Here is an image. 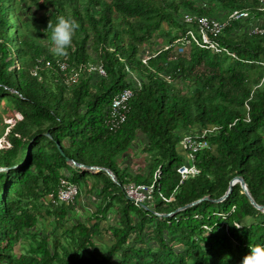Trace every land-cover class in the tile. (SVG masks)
I'll return each instance as SVG.
<instances>
[{
	"label": "trees",
	"instance_id": "obj_1",
	"mask_svg": "<svg viewBox=\"0 0 264 264\" xmlns=\"http://www.w3.org/2000/svg\"><path fill=\"white\" fill-rule=\"evenodd\" d=\"M258 6L259 0H0V140L9 145L0 149V168L8 169L0 172V264H264V213L238 184L226 200L210 201L242 177L264 205V34H249L264 29ZM31 7L46 15L36 19ZM235 10L249 11V18L220 38L235 58L196 46L173 52L187 29L182 13L222 19ZM60 61L67 75L78 70L75 83L59 71ZM88 65L101 66L105 77L88 73ZM128 71L141 85L126 122L111 133L105 121L114 96L132 87ZM211 126L218 127L207 138L211 149L195 155L199 174L179 184L182 134ZM139 135L149 155L146 172L121 166ZM66 159L107 168L118 184ZM156 170L158 193L148 210L135 206L124 186L149 185ZM61 179L79 190L90 180L99 198L90 216L67 228L79 192L73 204L56 206ZM204 197L171 217L157 216ZM103 221L112 238L98 245ZM24 239L29 250L14 256Z\"/></svg>",
	"mask_w": 264,
	"mask_h": 264
},
{
	"label": "built area",
	"instance_id": "obj_2",
	"mask_svg": "<svg viewBox=\"0 0 264 264\" xmlns=\"http://www.w3.org/2000/svg\"><path fill=\"white\" fill-rule=\"evenodd\" d=\"M257 12H264V0H259V6ZM249 18V11L247 10H235L228 13L224 18L217 19L208 16H198L193 13L184 12L180 17V22L187 28L183 37L174 42L173 52L183 54L190 46H196L199 49L209 50L215 54L224 53L226 55L235 56L220 42V38L224 31L239 21H245ZM251 35H263L264 29L259 26H254L249 29ZM163 50H167L168 46L160 47ZM152 52L145 50L142 55L143 61L147 59ZM146 57V58H145ZM42 66V61L37 60L36 65L32 71L33 76L38 75V70ZM60 72L68 77V83H75L77 81L79 72L75 68L71 69V73L67 75L68 64L65 61H60L57 64ZM45 68H50L51 63L49 61L44 63ZM88 73H95L100 77H105V71L99 65H88ZM129 78L132 81V87L126 88L114 96L110 103L109 112L105 121L107 129L111 133H115L121 129L127 119V115L130 110V100L133 97V89H139L141 85L140 79L128 71ZM166 80L173 82L170 77H166ZM16 120L20 117L15 114ZM15 121L10 122L9 126H13ZM218 130V127L211 126L198 131L196 134L184 133L181 136L180 142L177 147L178 153L183 157L184 162L177 169V174L180 177L181 184L189 177H194L199 174L200 170L196 165L195 155L202 150H210L211 146L208 141V137ZM9 145L6 141L0 140V149L7 148ZM160 172L156 170L154 172L153 181L149 185L130 183L124 186L123 191L126 198L131 201L137 207H144L151 204L154 193L156 191V181L159 178ZM79 189L75 184H72L64 179L60 180L58 192L54 201L55 205H68L75 201L78 195ZM163 201L168 202L162 195L159 196ZM50 200V198H47Z\"/></svg>",
	"mask_w": 264,
	"mask_h": 264
},
{
	"label": "rangeland",
	"instance_id": "obj_3",
	"mask_svg": "<svg viewBox=\"0 0 264 264\" xmlns=\"http://www.w3.org/2000/svg\"><path fill=\"white\" fill-rule=\"evenodd\" d=\"M28 14H31L36 17V19H41L46 14L44 11H36L33 7L30 9H27ZM23 13V12H22ZM264 22V18L262 19ZM261 25L262 22L259 20ZM52 51L55 53L60 51L59 48V42L54 41L52 46ZM145 140V138H143ZM141 140V139H140ZM139 140V137L135 140L133 145L130 147V149L127 152V156L124 159V162L121 163V166L127 167L129 170L136 171L138 169H141V171L146 172L147 171V162H149V155L146 154L143 150V144ZM82 185V184H81ZM91 187V181L86 182V185L84 187L80 186L81 190H79V197L77 198V201H75L76 208L73 210V212L69 215V220L67 221L66 228L70 227L73 223H75L77 220H84L86 217L90 216L95 208L94 204L99 202V199L96 198V195L92 192H90ZM74 203V202H73ZM71 203V204H73ZM44 220L41 222V225L44 227L45 230L50 229L49 221L50 219L48 217L44 216ZM108 222L111 225L116 224V218L113 214L108 215ZM62 230H60L61 232ZM101 236L96 239L98 245H103L106 243H109L111 241V231L106 226V222H101ZM30 240H22L13 251L14 256H19L21 254H25L30 247ZM100 248V246H98ZM101 251V250H100ZM102 253V252H101Z\"/></svg>",
	"mask_w": 264,
	"mask_h": 264
},
{
	"label": "water",
	"instance_id": "obj_4",
	"mask_svg": "<svg viewBox=\"0 0 264 264\" xmlns=\"http://www.w3.org/2000/svg\"><path fill=\"white\" fill-rule=\"evenodd\" d=\"M46 136L49 137L48 134H46ZM57 149H58L59 153H60L61 155H63L62 149H61V147H60L59 144H57ZM66 162H67L68 164H70V165L75 166V167L78 168V169H82V170L88 171V172H90V173H98V172H102V173H104L106 176H108L109 179H110L113 183L118 184L117 181H116V179H115L114 174H113L109 169H107V168L85 166V165H82V164H80V163H76V162H74V161H72V160H70V159H66ZM7 170H8L7 168H0V172L7 171ZM236 184L239 185L240 189L242 190V194L246 196V198L248 199V201H249V203L251 204V206H252L254 209H256V210H258V211L264 213V205H263V206H260V205H257V204L254 202V200L252 199V197L250 196V194H249V192H248V189H247L246 183H245V181H244V179H243L242 177H234L233 179H231L230 182H229V184H228V189H227V191L225 192V194H224L222 197H220L219 199H217V200H210V201H211V202H214V203H219V202H222V201L226 200V199L229 197V195L231 194L232 189H233V187H234ZM208 200H209L208 197H204V198L199 199V200H197V201H195V202L189 203V204H187V205H185V206H183V207H181V208H178V209H176V210H175L174 212H172V213H169V214H157V216L160 217V218H168V217H171V216H173L174 214H176V213H178V212H180V211H183V210H185V209H187V208L193 207V206L199 204V203L202 202V201H208ZM145 209L148 210V208H145Z\"/></svg>",
	"mask_w": 264,
	"mask_h": 264
},
{
	"label": "crops",
	"instance_id": "obj_5",
	"mask_svg": "<svg viewBox=\"0 0 264 264\" xmlns=\"http://www.w3.org/2000/svg\"><path fill=\"white\" fill-rule=\"evenodd\" d=\"M257 24L261 25V23H257ZM262 24H263V22H262ZM151 47H153V45H152ZM160 47H162V46H159V48H160ZM153 49H154V48H152V50L149 49V52H152ZM185 133H186V132H185ZM196 133H197V131H193V132L190 133V134H196ZM138 137H139V140L141 139L140 141H141L142 144L146 142V141L143 139L144 137H143L142 135H139ZM142 172H143V171H142ZM96 198L99 199L97 196H96ZM96 204H97V203H96ZM96 204H94V206H95Z\"/></svg>",
	"mask_w": 264,
	"mask_h": 264
}]
</instances>
